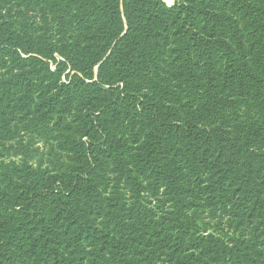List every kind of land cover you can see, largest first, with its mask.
<instances>
[{
    "label": "trees",
    "instance_id": "16d2710c",
    "mask_svg": "<svg viewBox=\"0 0 264 264\" xmlns=\"http://www.w3.org/2000/svg\"><path fill=\"white\" fill-rule=\"evenodd\" d=\"M0 264H264V0H0Z\"/></svg>",
    "mask_w": 264,
    "mask_h": 264
},
{
    "label": "snow or ice",
    "instance_id": "6c2138e0",
    "mask_svg": "<svg viewBox=\"0 0 264 264\" xmlns=\"http://www.w3.org/2000/svg\"><path fill=\"white\" fill-rule=\"evenodd\" d=\"M165 2L168 3L171 6L172 3H173V0H165Z\"/></svg>",
    "mask_w": 264,
    "mask_h": 264
}]
</instances>
